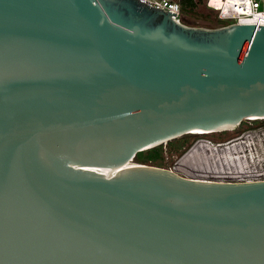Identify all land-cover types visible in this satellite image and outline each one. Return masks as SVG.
<instances>
[{"label":"water","instance_id":"1","mask_svg":"<svg viewBox=\"0 0 264 264\" xmlns=\"http://www.w3.org/2000/svg\"><path fill=\"white\" fill-rule=\"evenodd\" d=\"M250 117H264L262 25L0 0V264H264V180L132 162Z\"/></svg>","mask_w":264,"mask_h":264},{"label":"built area","instance_id":"2","mask_svg":"<svg viewBox=\"0 0 264 264\" xmlns=\"http://www.w3.org/2000/svg\"><path fill=\"white\" fill-rule=\"evenodd\" d=\"M141 1L170 11L175 19L186 23V13L183 12L180 0ZM200 1L215 12L222 25L238 23L264 26V0H195L197 6ZM230 141H218V145L197 143L186 154L188 167L193 170L187 171L232 182L264 180V148L259 141L245 138Z\"/></svg>","mask_w":264,"mask_h":264},{"label":"rangeland","instance_id":"3","mask_svg":"<svg viewBox=\"0 0 264 264\" xmlns=\"http://www.w3.org/2000/svg\"><path fill=\"white\" fill-rule=\"evenodd\" d=\"M185 22L189 25L193 26H207V27H215L222 25L217 18L216 14L213 10L207 8L203 1H200L198 6L196 7V11H192V13L185 14ZM258 126H264V119H247L243 121L241 124L230 127L228 129L217 131V132H206V131H199V132H192V133H186L183 136L175 139L174 142H178V144L185 143L184 147H182L177 152H171L169 150L168 143H163L159 146H157L158 150H154L156 148H151L148 150H151L153 153L150 155L149 158L146 160H143L146 158V152L142 151L136 157L132 162L133 163H142V161H145L146 164H157V166L162 167H169L170 163L172 167H179L184 168L188 171H193L191 168L188 167V163L186 160V151H188L196 141L199 139H208L214 142L218 141H225L232 139L238 135H241L243 132H245L248 129H252ZM247 140H257L258 136L255 135H249L244 137ZM186 153V154H185ZM185 154V155H184ZM170 161V162H169Z\"/></svg>","mask_w":264,"mask_h":264},{"label":"bare ground","instance_id":"4","mask_svg":"<svg viewBox=\"0 0 264 264\" xmlns=\"http://www.w3.org/2000/svg\"><path fill=\"white\" fill-rule=\"evenodd\" d=\"M250 119H264V117H250ZM201 132L203 130H200V129H196V130H193L189 133H192V132ZM208 132V131H206ZM202 133V132H201ZM249 135H255V136H258V141L260 143V145L264 148V126H258V127H255V128H250L248 130H246L245 132H243L241 135H238L232 139H230L231 141L230 142H233V141H237V140H240L242 138H244L245 136H249ZM183 136V135H181ZM181 136H178V137H175V138H172L170 139L169 141H167L166 143H169L170 141L172 140H175ZM207 143V144H211V145H218L219 143L218 142H214V141H211V140H204V139H199L198 141L195 142V144L188 150L186 151L189 152L193 149V147L197 144V143ZM221 144H226V143H221ZM264 151V150H262ZM185 153V154H186ZM264 153V152H263ZM184 154V155H185ZM133 164V163H132ZM174 171H176L177 173L185 176V177H191V178H201V179H206V180H211V181H226L227 179H222V178H212L210 176H205V175H202V174H196V173H191V172H188L186 169L184 168H179V167H171ZM102 172L104 173H112L113 171L110 170V169H101ZM222 179V180H221Z\"/></svg>","mask_w":264,"mask_h":264},{"label":"trees","instance_id":"5","mask_svg":"<svg viewBox=\"0 0 264 264\" xmlns=\"http://www.w3.org/2000/svg\"><path fill=\"white\" fill-rule=\"evenodd\" d=\"M181 2V6H182V9H183V12L184 13H192V11L195 9V7L197 6V3L195 2V0H180ZM175 140H172L168 143L169 145V150L171 152H177L179 151L182 147H184L185 143L183 142L182 144H178V142H174ZM153 148H156L154 150H158L157 149V146L156 147H153ZM152 150V149H151ZM151 150H147L146 152V158H144L143 160H146L147 158L150 157V155L153 153ZM140 153V152H139ZM138 153V154H139ZM139 155H137L138 157ZM142 163H146L145 161H142ZM154 165H157V164H154Z\"/></svg>","mask_w":264,"mask_h":264}]
</instances>
